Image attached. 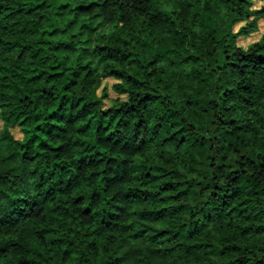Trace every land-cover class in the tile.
Returning a JSON list of instances; mask_svg holds the SVG:
<instances>
[{
  "label": "trees",
  "instance_id": "1",
  "mask_svg": "<svg viewBox=\"0 0 264 264\" xmlns=\"http://www.w3.org/2000/svg\"><path fill=\"white\" fill-rule=\"evenodd\" d=\"M255 1L0 0V264H264Z\"/></svg>",
  "mask_w": 264,
  "mask_h": 264
},
{
  "label": "rangeland",
  "instance_id": "2",
  "mask_svg": "<svg viewBox=\"0 0 264 264\" xmlns=\"http://www.w3.org/2000/svg\"><path fill=\"white\" fill-rule=\"evenodd\" d=\"M260 7H264V2H259V1H255L254 2V8H260ZM264 34V20H259L258 21V32L255 34H252L250 37L248 38H240L238 40V45L242 46L243 48L247 47V45H249L250 43L256 41L260 35ZM114 83V80L112 79H107L103 82L102 87H106L107 88V99L105 100V105H108L110 100L116 99L117 95H115L111 89L110 86ZM0 128H1V123H0ZM13 135L16 138H19V133L17 130H13Z\"/></svg>",
  "mask_w": 264,
  "mask_h": 264
}]
</instances>
